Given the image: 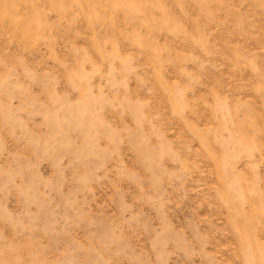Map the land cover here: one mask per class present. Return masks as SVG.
I'll return each mask as SVG.
<instances>
[{"label":"rangeland","instance_id":"rangeland-1","mask_svg":"<svg viewBox=\"0 0 264 264\" xmlns=\"http://www.w3.org/2000/svg\"><path fill=\"white\" fill-rule=\"evenodd\" d=\"M0 264H264V0H0Z\"/></svg>","mask_w":264,"mask_h":264}]
</instances>
